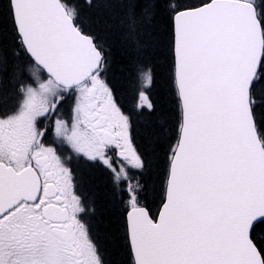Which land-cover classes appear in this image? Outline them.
<instances>
[{"label":"snow or ice","instance_id":"1","mask_svg":"<svg viewBox=\"0 0 264 264\" xmlns=\"http://www.w3.org/2000/svg\"><path fill=\"white\" fill-rule=\"evenodd\" d=\"M0 264H264V0H0Z\"/></svg>","mask_w":264,"mask_h":264},{"label":"trees","instance_id":"2","mask_svg":"<svg viewBox=\"0 0 264 264\" xmlns=\"http://www.w3.org/2000/svg\"><path fill=\"white\" fill-rule=\"evenodd\" d=\"M110 42L113 45V54L117 61L115 67L116 75L119 77L120 82L123 86L124 97L127 101V104H131L132 99L134 98L135 93V84L138 79V74L136 70L133 68L131 64L126 63L125 59V51L119 40L118 35L113 34L110 38ZM167 88V58L165 54H161L158 57L157 68H156V80L154 85L152 86V95L158 96L160 93L164 92ZM154 167L156 171H154L151 179L153 182L159 185V179L157 178L156 172H158L163 167L162 159L154 162ZM82 174H87L90 177L89 187L95 189L96 187L107 188L108 185V177L104 175L101 171L96 168H86L85 170H81ZM159 199H156L153 202V209L159 205ZM108 246L109 253L111 256H115V251L112 248L111 244L107 241L105 242Z\"/></svg>","mask_w":264,"mask_h":264},{"label":"rangeland","instance_id":"3","mask_svg":"<svg viewBox=\"0 0 264 264\" xmlns=\"http://www.w3.org/2000/svg\"><path fill=\"white\" fill-rule=\"evenodd\" d=\"M137 85H138V87L140 86V81H139V79H138Z\"/></svg>","mask_w":264,"mask_h":264}]
</instances>
